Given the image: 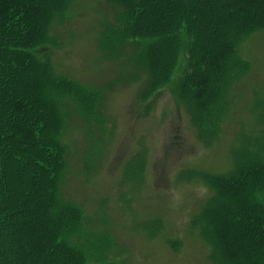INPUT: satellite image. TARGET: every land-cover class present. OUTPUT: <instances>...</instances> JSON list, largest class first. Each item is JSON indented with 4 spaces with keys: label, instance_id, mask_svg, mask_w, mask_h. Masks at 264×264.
Wrapping results in <instances>:
<instances>
[{
    "label": "trees",
    "instance_id": "1",
    "mask_svg": "<svg viewBox=\"0 0 264 264\" xmlns=\"http://www.w3.org/2000/svg\"><path fill=\"white\" fill-rule=\"evenodd\" d=\"M154 1L105 0L120 13L115 24L103 31L100 47L109 54L121 53L123 44L133 47L135 65L150 68L139 93L143 98L169 80L184 32L190 44L185 49L188 60L182 81L187 99L183 104L197 133L209 142L225 115L227 96L249 68L239 46L252 32L264 30V0H203L215 16L203 19L202 25L193 22L196 13L191 9L186 14L172 11L164 24L147 20ZM72 3L0 0V143L7 145L0 151V181L10 187L5 201L0 199V215L5 207L14 210L20 200L16 212L26 249L14 264H112L115 260L109 255L113 250L109 235L91 227L82 208L63 193L66 148L60 138L70 106L75 104L86 121L104 125L101 92L58 75L43 49L56 45L51 27L64 21ZM210 25L216 32L212 41L216 48L203 52ZM162 43L170 49V62L156 77ZM260 119L263 128L258 135L241 137L232 150L231 167L204 176L212 194L191 221L200 234L209 233L211 250L222 264H264V110ZM2 216L0 222L6 224L5 213ZM244 222L250 228L245 227L241 235H247L251 250L227 238L231 227ZM252 227L262 233L259 240L252 236ZM19 244L17 239L2 245L0 264L5 250L16 252Z\"/></svg>",
    "mask_w": 264,
    "mask_h": 264
},
{
    "label": "rangeland",
    "instance_id": "2",
    "mask_svg": "<svg viewBox=\"0 0 264 264\" xmlns=\"http://www.w3.org/2000/svg\"><path fill=\"white\" fill-rule=\"evenodd\" d=\"M202 1L155 0L147 20L164 24L172 11L186 14L191 9L196 13L193 22L202 25L203 19L215 16ZM119 13L120 8L105 0H73L64 21L51 27L56 45L43 48L58 75L101 92L103 126L86 121L75 104L70 106L60 138L66 148L63 193L82 208L91 227L109 235L112 264H222L211 250L209 233L200 234L191 221L212 194L204 176L226 172L240 138L258 135L263 128L264 30L252 32L239 46L249 68L227 96L219 130L208 142L197 133L183 104L185 49L190 44L185 33H180L181 49L167 83L141 98L150 68L135 65L130 45L112 54L100 47L103 31L115 24ZM205 33L203 52L214 50L216 32L210 25ZM160 48L164 53L157 59L156 77L170 62L169 47L162 43ZM201 56L204 60L206 55ZM4 148L7 145L0 143V151ZM9 191L0 181V199L5 201ZM20 205L19 200L14 210L5 207L0 215L8 219L0 222V249L6 241H20L16 252L5 250L2 264H14L23 251L26 255L16 212ZM244 223L231 227L227 238L251 250L247 235H241L248 227ZM251 232L256 240L262 237L253 227Z\"/></svg>",
    "mask_w": 264,
    "mask_h": 264
}]
</instances>
